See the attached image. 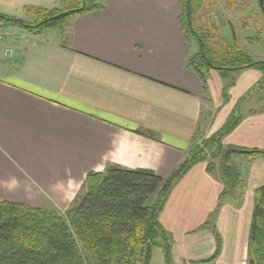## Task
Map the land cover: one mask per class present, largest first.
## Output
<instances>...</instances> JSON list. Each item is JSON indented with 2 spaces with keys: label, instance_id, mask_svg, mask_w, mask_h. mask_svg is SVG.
<instances>
[{
  "label": "crops",
  "instance_id": "1",
  "mask_svg": "<svg viewBox=\"0 0 264 264\" xmlns=\"http://www.w3.org/2000/svg\"><path fill=\"white\" fill-rule=\"evenodd\" d=\"M97 2L100 9L71 15L55 41L32 37L4 58L0 38V202L65 211L84 194L86 174L110 165L166 177L261 78L254 68L239 71L223 102L215 71L204 86L184 67L180 0ZM255 101L225 147L264 150ZM249 162L236 201L220 200L224 186L205 162L174 183L158 218L174 264L246 263L254 191L264 184V158ZM208 221L221 238L215 259ZM149 264H164L161 247Z\"/></svg>",
  "mask_w": 264,
  "mask_h": 264
},
{
  "label": "trees",
  "instance_id": "2",
  "mask_svg": "<svg viewBox=\"0 0 264 264\" xmlns=\"http://www.w3.org/2000/svg\"><path fill=\"white\" fill-rule=\"evenodd\" d=\"M218 1L180 0L185 48L189 49L187 40L190 39L198 46V50L186 59L184 67L194 71L204 86L208 72L215 71L223 81V102L228 100V91L239 71L254 68L262 74L258 82L235 102L220 129L205 138L201 146L188 152L166 177L150 169L118 165H110L102 172H88L84 194L65 211L0 202V264H149L155 246L161 247L164 264H174L170 237L158 218L174 183L199 162L206 163L208 173L217 172L224 186L220 200L229 195L236 201L237 188L245 184L238 167L231 160L225 163L226 148L222 141L241 121L246 102L255 98V102L261 104L259 111H264V58L256 59L248 46L237 45V33L232 25L234 38L231 29L229 38L222 34L214 17H209V27L197 25L195 15L201 7H210ZM246 1L229 0L227 7L246 6ZM257 2L264 17V0ZM100 8L97 0H81L80 5L66 9L61 15L56 10L30 8V12L41 14L37 20L19 21L16 17L0 14V21L29 29L48 28L65 16ZM240 22L246 27V22ZM247 43H257L264 53V41L259 38H247ZM237 149L252 158H264V150ZM206 226L215 237L216 247L211 258L215 259L220 253L221 238L209 221ZM247 264H264V184L254 191Z\"/></svg>",
  "mask_w": 264,
  "mask_h": 264
},
{
  "label": "rangeland",
  "instance_id": "3",
  "mask_svg": "<svg viewBox=\"0 0 264 264\" xmlns=\"http://www.w3.org/2000/svg\"><path fill=\"white\" fill-rule=\"evenodd\" d=\"M246 2V6L235 4L233 7L229 6L230 9L227 7L229 0H219L210 7L203 5L196 13L195 20L197 25L209 27L208 19L209 17H214L215 25L218 26V28L221 29L222 34L228 38L230 37L231 33L230 25H232L237 33V41H235L237 45L239 47L248 46L249 51L256 59L264 58V53L257 43H247V38L252 40L259 38L260 40L264 41V17L260 13L257 0H248ZM80 3L81 0H0V13H7L5 15L10 14L18 19H23L26 22H32L37 20L41 14L30 12V8H40L47 11L56 10L61 12L59 14H62L66 9L76 7L80 5ZM69 17L70 16H65L61 20L56 21L54 25H50L48 28L43 27L39 29H29L27 27L14 25L8 21H0V26L4 28L2 35L3 41L1 44H5L7 46L5 49L7 50V53L4 58H9L7 55L12 54L16 45L22 46L26 42H29V39L32 37L40 38L46 36L50 39V41H55L57 39L56 37L60 36V31L64 30L65 24L69 22ZM246 19L248 21H246ZM240 20L246 22V27L241 26L243 22H240ZM12 28L15 29V32L10 31ZM258 31H260V33H258ZM187 45L189 46V56L193 55L198 50L197 43L193 39L187 40ZM3 49L4 48L1 47V50ZM14 55L15 58L18 59V54L16 52ZM260 105L261 104H258L256 107H259ZM220 127H218L217 130H219ZM216 131L215 126L211 125V129L206 131V137L200 135L196 138L193 149L201 146L203 140L214 134ZM225 148L227 149L228 147L226 146ZM230 157V160L236 164L240 172L246 163H248L252 158L250 155L238 152L232 153ZM214 173L217 174V172ZM228 197L229 195H224L223 200L228 199ZM206 264L210 263L207 262ZM245 264H247V259Z\"/></svg>",
  "mask_w": 264,
  "mask_h": 264
},
{
  "label": "water",
  "instance_id": "4",
  "mask_svg": "<svg viewBox=\"0 0 264 264\" xmlns=\"http://www.w3.org/2000/svg\"><path fill=\"white\" fill-rule=\"evenodd\" d=\"M65 13V12H64ZM63 14V13H62ZM59 15H61V14H59ZM54 17H56V16H54ZM19 21H21V19H19ZM39 24H41V22L39 23ZM231 26V25H230ZM231 30H232V34H233V38H234V30H233V28H232V26H231ZM240 153V152H242V150H240V149H237V148H227L226 150H225V152H224V161H225V163H229V161H230V155L232 154V153Z\"/></svg>",
  "mask_w": 264,
  "mask_h": 264
},
{
  "label": "built area",
  "instance_id": "5",
  "mask_svg": "<svg viewBox=\"0 0 264 264\" xmlns=\"http://www.w3.org/2000/svg\"><path fill=\"white\" fill-rule=\"evenodd\" d=\"M3 31H4V28L2 26H0V38L2 37L3 35ZM7 52V50H5Z\"/></svg>",
  "mask_w": 264,
  "mask_h": 264
}]
</instances>
